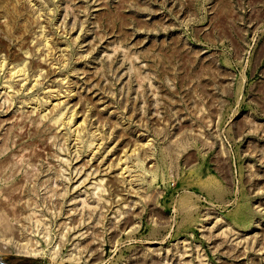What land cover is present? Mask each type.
<instances>
[{
    "label": "rangeland",
    "instance_id": "obj_1",
    "mask_svg": "<svg viewBox=\"0 0 264 264\" xmlns=\"http://www.w3.org/2000/svg\"><path fill=\"white\" fill-rule=\"evenodd\" d=\"M0 166L6 264H264V0H0Z\"/></svg>",
    "mask_w": 264,
    "mask_h": 264
},
{
    "label": "bare ground",
    "instance_id": "obj_2",
    "mask_svg": "<svg viewBox=\"0 0 264 264\" xmlns=\"http://www.w3.org/2000/svg\"><path fill=\"white\" fill-rule=\"evenodd\" d=\"M59 101H60V100H59ZM60 102H62V101H60ZM55 104H56V103H55ZM59 105H60V104L58 103L57 106H59ZM52 106H53V105H52ZM54 107H56V106H54ZM52 108H53V107H52ZM52 111H53V110H52ZM72 114H73V113H72ZM25 116H26V115H25ZM73 117H74V116H73ZM73 117H71V120L73 119ZM35 118H36V117H35ZM35 118H34V121H36ZM39 118H40V117H39ZM31 119H32V118H31ZM23 121H24V120H22V124H23ZM38 121H40V119H39ZM38 121H37V122H38ZM82 121H83V120H82ZM82 121H81V124L83 123ZM84 121H85V120H84ZM20 122H21V121H20ZM29 123H30V122H29ZM39 123H40V122H39ZM69 123H70V121H69ZM32 124H33V123H32ZM78 124H79V123H78ZM78 124H77V125H78ZM81 124H80V125H81ZM83 124H84V123H83ZM28 125H29V124H28ZM29 126H30V125H29ZM38 126H39V125H38ZM38 126H37V127H38ZM81 126H82V125H81ZM81 126H80V127H81ZM32 127H33V126H32ZM34 127H35V126H34ZM77 127H79V125H78ZM80 127H79V128H80ZM82 128H83V126H82ZM82 128H81V129H82ZM34 129H36V128H34ZM37 129H38V128H37ZM37 129H36V130H37ZM81 129H80V130H81ZM83 129H84V128H83ZM77 130H78V129H77ZM82 131H83V130H82ZM75 132H76V131H75ZM76 133H78V132H76ZM82 134H83V133H82ZM76 135H77V134H76ZM78 136H80V135H78ZM49 142H50V141H49ZM47 143H48V142H47ZM19 155H20V154H19ZM24 155H25V154H24ZM26 155H29V154L27 153ZM132 155H133V154H132ZM24 157H25V156H24ZM7 158L10 159L9 157H7ZM17 158H18V157H17ZM16 160H17V159H16ZM16 160H15V161H16ZM11 161H12V160H11ZM9 162H10V161H8V163H9ZM17 162H18V161H17ZM6 163H7V162H6ZM10 163H11V162H10ZM7 165H8V164H7ZM124 166H127V165H124ZM0 167H1V166H0ZM4 167H5V166H4ZM127 167H128V166H127ZM124 170H125V169H124ZM124 170H123V172H124ZM0 172H2V170H1ZM98 172H99V171H98ZM123 172H121V173L124 174L125 172H124V173H123ZM127 175H128V174H127ZM103 179H104V178H103ZM103 179H102V180H103ZM107 179L110 180L111 178H110V179L107 178ZM117 179H119V178H117ZM122 179H123V178H122ZM102 180H101V181H102ZM104 180H105V179H104ZM99 181H100V180H99ZM110 182H111V180H110ZM121 182H123V181H121ZM100 183H102V182H100ZM100 183H99V184H100ZM99 184H97V185L99 186ZM114 184H117V181H114ZM107 185H108V184H107ZM98 186H96V187H98ZM111 187H113V186L111 185ZM120 188H121V187H120ZM120 188H119L118 186L115 187V191H116L117 194H116V193H114V194H115V197H117V198H118V196H119V197L121 196V190H120ZM126 190H127V189H126ZM15 195H16V194H15ZM11 197H12V196H11ZM14 197H15V196H14ZM16 197H17V196H16ZM15 199H16V198H15ZM123 199H124V198H122V200H123ZM0 200H1V199H0ZM114 200H115V199H114ZM127 200H128V199H127ZM110 201H111V200H110ZM15 203H16V202H15ZM124 203H125V202H124ZM1 204H3V203H1ZM11 204H12V203H11ZM21 204H22V203H21ZM121 205H123V204L121 203ZM3 206H4V205H3ZM22 206H23V205H22ZM3 208H6V207H3ZM13 208H14V206H13ZM13 210H14V209H12V212H13ZM14 211H16V210H14ZM11 215H12V216H17V213H16V215L13 214V213L10 214V216H11ZM18 216H19V215H18ZM23 216H24V214H23ZM35 216H36V215H35ZM117 218H118V217H117ZM22 219H23V218H22ZM27 219H28V218H27ZM23 220H24V219H23ZM37 220H39V219H37ZM35 221H36V219H35ZM5 223H6V222H5ZM23 223H24V222H23ZM40 224H41V222H40ZM6 225H7V224H6ZM8 225H9V224H8ZM10 226H11V225H10ZM23 226H24V224H23ZM70 227H71V226H70ZM11 228H12L11 238H18L19 240H18V239H17V240L19 241V243L22 242L20 245L18 244V245H19V248H18L19 251H18V252L20 253V256L23 255V253H24L23 256H28V254L30 253L29 250H28V251H27V250H24V248H25V244L23 243V241H24L25 239L23 240V238H21V234L18 232V230H15V228L13 229V227H11ZM77 229H78V228H77ZM7 234H8V233H7ZM9 234H10V233H9ZM23 234H24V233H23ZM9 236H10V235H9ZM3 237H6V236H3ZM49 238H50V237H49ZM7 239H8V237H7ZM62 239H63V238H62ZM0 240H1V239H0ZM93 240H94V239H93ZM3 242H5V241H3ZM3 242H1L2 244H0L1 249H3V250L6 249V251H9V250H8V249H9V245H8L9 242H7V240H6L5 243H3ZM31 242H32V241H31ZM75 242H76V241H75ZM94 242H95V241H94ZM16 243H17V242H16ZM29 243H30V241H29ZM73 244H74V243H73ZM77 244H78V243H77ZM26 245H28V244H26ZM32 246H33V247H32ZM32 246H30V248H31V247L34 248V247H35V244L32 245ZM76 246H77V245H76ZM78 246H79V245H78ZM16 247H17V246H16ZM28 247H29V246H28ZM28 247H27V248H28ZM100 248H101V247H100ZM31 250H32V249H31ZM35 250H36V249L34 248L33 251H35ZM89 250H90V249H89ZM16 251H17V250H16ZM101 252H103V251H101ZM78 253H79V252H78ZM35 254H36V253H35ZM83 254H84V253H83ZM89 254H90V252H89ZM89 254H88V255H89ZM100 254H101V253H100ZM31 255H32V253H31ZM34 256H35V255H34ZM76 256H77V255H76ZM95 257H96V256H95ZM79 258H80V257H79ZM79 258H78V259H79ZM92 258H93V257H92ZM80 259H81V258H80ZM0 262H3V263H4L3 259L0 258ZM5 264H6V263H5Z\"/></svg>",
    "mask_w": 264,
    "mask_h": 264
},
{
    "label": "water",
    "instance_id": "obj_3",
    "mask_svg": "<svg viewBox=\"0 0 264 264\" xmlns=\"http://www.w3.org/2000/svg\"><path fill=\"white\" fill-rule=\"evenodd\" d=\"M0 264H5V263H3V262H0Z\"/></svg>",
    "mask_w": 264,
    "mask_h": 264
}]
</instances>
